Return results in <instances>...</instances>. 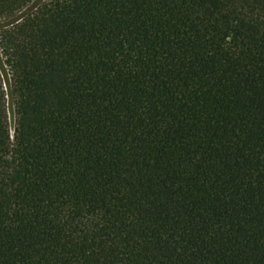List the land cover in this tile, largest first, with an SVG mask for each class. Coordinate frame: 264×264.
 Wrapping results in <instances>:
<instances>
[{
  "label": "trees",
  "instance_id": "trees-1",
  "mask_svg": "<svg viewBox=\"0 0 264 264\" xmlns=\"http://www.w3.org/2000/svg\"><path fill=\"white\" fill-rule=\"evenodd\" d=\"M0 264H264V0H0Z\"/></svg>",
  "mask_w": 264,
  "mask_h": 264
},
{
  "label": "rangeland",
  "instance_id": "rangeland-1",
  "mask_svg": "<svg viewBox=\"0 0 264 264\" xmlns=\"http://www.w3.org/2000/svg\"><path fill=\"white\" fill-rule=\"evenodd\" d=\"M20 15V14H19ZM13 117V116H12ZM11 117V127H13L14 126V119Z\"/></svg>",
  "mask_w": 264,
  "mask_h": 264
}]
</instances>
